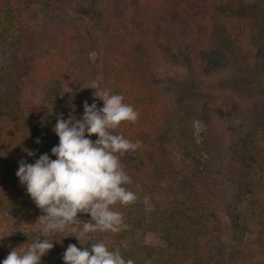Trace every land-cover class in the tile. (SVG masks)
<instances>
[{"label":"trees","instance_id":"1","mask_svg":"<svg viewBox=\"0 0 264 264\" xmlns=\"http://www.w3.org/2000/svg\"><path fill=\"white\" fill-rule=\"evenodd\" d=\"M76 3L84 29L71 22ZM179 56L195 72L178 76L176 95L165 98L154 67L181 65ZM213 75L220 82L201 86L202 95L195 83ZM92 82L139 114L113 130L139 143L120 157L137 201L114 206L127 228L96 238L134 264H264V0H0V212L9 213L0 234L12 232L0 238V260L36 238L43 214L19 183V161L51 155L56 119L73 107L69 89ZM214 99L232 121L223 142ZM69 230L53 237L41 264H64L68 244L90 247Z\"/></svg>","mask_w":264,"mask_h":264},{"label":"clouds","instance_id":"2","mask_svg":"<svg viewBox=\"0 0 264 264\" xmlns=\"http://www.w3.org/2000/svg\"><path fill=\"white\" fill-rule=\"evenodd\" d=\"M88 86L95 89L94 95L103 106L98 107L95 100L84 101L80 117L74 115L73 106L67 118L61 114L56 119L52 130L59 142L51 148V155L40 154L32 163L19 161L15 173L19 183L43 214L36 222V238L13 248L0 264H41V258L53 249V241L58 240L53 237L69 230L70 225L80 224L82 228L72 227L70 234H75L80 245L90 241L91 245L68 244L62 255L64 264H134L95 234L118 233L127 228L123 214L114 206L137 201V193L126 187L131 178L121 166L120 157L137 150L139 143L113 130L121 122H135L139 114L121 94L102 89L96 82ZM93 134L95 140L91 139ZM26 151L27 156H36L33 150ZM78 214H88L90 219L81 221ZM8 215L7 211L0 212L2 217ZM10 233L0 234V238Z\"/></svg>","mask_w":264,"mask_h":264},{"label":"rangeland","instance_id":"3","mask_svg":"<svg viewBox=\"0 0 264 264\" xmlns=\"http://www.w3.org/2000/svg\"><path fill=\"white\" fill-rule=\"evenodd\" d=\"M250 1V0H247ZM78 3L72 4L69 7L68 12L69 15L72 17V24L77 23L84 29L86 24H88L87 14L85 9L80 11ZM91 61L95 65H99L97 54L95 51H89ZM182 63L181 65H171L170 63H159L155 65V77L158 80L159 88L161 89L163 96L165 98H171L175 96L176 86H175V79L179 76L187 77L189 74V69H191L190 65L183 59L184 56H179ZM195 72L193 69H191ZM184 79V78H183ZM220 82V78L217 75H213L210 77H199L198 81L195 83L198 87V90L202 95H205L204 88L208 89L209 87L217 85ZM204 87V88H201ZM70 95L72 100L71 105L75 107L74 115L77 117L82 116L83 114V102L88 101V103H92L93 100L96 101L98 106V97H95L94 92L90 90L88 85L80 88H70L69 89ZM227 99L232 98V94H229L227 91ZM210 117L213 119V131L215 136H219L221 142L228 139L230 134L233 132L232 121L230 120V114L227 108V105L224 101L214 99L210 102ZM73 108V107H72ZM196 133L199 134L201 131H204L205 126L202 121H197L195 123ZM97 138V137H96ZM91 139H94V134L92 135ZM218 145V144H217ZM260 152L264 154V146L260 149ZM179 155V154H178ZM180 158V155L178 156ZM188 163H185L187 166ZM146 241L149 243H158L160 239L157 235L148 233L145 237Z\"/></svg>","mask_w":264,"mask_h":264}]
</instances>
